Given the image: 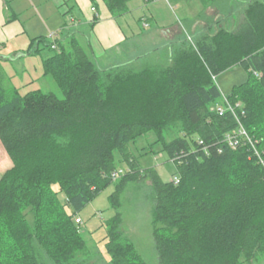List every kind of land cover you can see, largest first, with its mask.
<instances>
[{
	"label": "trees",
	"instance_id": "obj_1",
	"mask_svg": "<svg viewBox=\"0 0 264 264\" xmlns=\"http://www.w3.org/2000/svg\"><path fill=\"white\" fill-rule=\"evenodd\" d=\"M103 1L119 18L134 0ZM199 1L223 12L222 0ZM247 1L234 30L211 19L195 42L110 68L76 36L33 40L52 52L43 74L64 98L22 95L0 78V140L13 163L0 177V264H92L79 213L111 184L118 209L128 183L146 179L160 264H264V0ZM235 66L248 77L224 96L215 78ZM225 98L234 112L220 115ZM238 118L249 139L232 146ZM149 133L156 140L144 155L167 152L171 181L131 149ZM121 223V213L106 221L109 264H148Z\"/></svg>",
	"mask_w": 264,
	"mask_h": 264
},
{
	"label": "rangeland",
	"instance_id": "obj_2",
	"mask_svg": "<svg viewBox=\"0 0 264 264\" xmlns=\"http://www.w3.org/2000/svg\"><path fill=\"white\" fill-rule=\"evenodd\" d=\"M182 1V5H186L187 7L185 10L186 15H184L181 4L177 0H164L161 3L166 8L162 11L163 18L166 22L183 26L182 34L172 40L173 44H180L189 37L195 42L199 33L204 31L207 21L209 22L211 19L216 20L221 17L223 23L227 19L226 26L234 30L238 20V12L236 10L248 2L247 0H222L219 3V5H222V12L215 6L205 8L199 0ZM135 2L133 1L131 3L132 7ZM203 16L206 19L201 18ZM138 17L139 14L133 8L130 13L119 17L118 22L121 24L128 38L121 46L122 58L118 62H115V65L126 64L128 61L137 59L139 57L138 55L147 53L146 51L130 57V52L135 48L132 31L139 24ZM152 25L153 28H157L156 24ZM140 32L141 34L143 33L142 31ZM90 33V28H88L87 34ZM142 45L143 41L140 42L139 46L141 47ZM43 51L40 54L32 55L28 58H21L22 61L4 63L0 60V78L3 80L4 87L6 89L16 87L22 95L30 91L42 90L44 92L54 93L59 98H64V94L56 81L51 76H43L44 56L46 54L49 56L52 53L49 49ZM99 61L102 66L108 67L104 63V59ZM22 64L23 66H21ZM247 77L248 71L244 67L235 66L220 73L215 79L222 94L225 96L231 91L234 85L242 83ZM155 140L156 135L149 133L139 138L136 143L130 146L134 154L140 158L143 165L154 167L164 181H171L176 171V166L167 152H150L147 156L144 155L145 150ZM114 191L115 184H111L79 213V217L82 219V232L86 240H88V249L84 254L85 257H83L91 261L92 264H109L110 256L105 249V236L107 234L106 221L115 214L121 213L122 223L119 228L120 231L131 239L148 264H160L153 237L152 221L155 200L150 180L146 179L140 182L132 181L128 183L126 189L121 194V206L118 209L114 208L110 201V195Z\"/></svg>",
	"mask_w": 264,
	"mask_h": 264
},
{
	"label": "crops",
	"instance_id": "obj_3",
	"mask_svg": "<svg viewBox=\"0 0 264 264\" xmlns=\"http://www.w3.org/2000/svg\"><path fill=\"white\" fill-rule=\"evenodd\" d=\"M163 1L134 0L133 7L130 5L139 14V24L132 31L135 48L130 57L146 51L138 56L147 55L182 34L183 26L170 24L163 18L162 11L166 9L161 4ZM178 2L186 15V5H182L183 1ZM92 7L96 10L93 11ZM118 20L103 0H0V60L17 62L40 54L35 50L40 47L39 41H33L36 38L66 43L69 37L76 36L87 46L99 67L118 66L115 62L122 58L121 46L128 38ZM88 28L90 34H87ZM50 33H55L56 37L49 38ZM46 57L47 54L43 62ZM101 59L108 67L99 63ZM12 166V160L0 140V177Z\"/></svg>",
	"mask_w": 264,
	"mask_h": 264
},
{
	"label": "built area",
	"instance_id": "obj_4",
	"mask_svg": "<svg viewBox=\"0 0 264 264\" xmlns=\"http://www.w3.org/2000/svg\"><path fill=\"white\" fill-rule=\"evenodd\" d=\"M92 10L95 11V7H92ZM56 37L55 33H50L49 34V38L54 39ZM53 48L56 47L55 44L52 45ZM216 110L219 112L220 115H223L227 110H231L232 112H234V106L232 104H230V102L225 98V105H217L216 106ZM238 122L240 123L239 128L237 130H235L233 133H229L227 135V139L229 140V143L232 146H235L237 144V142L239 141L238 138H248V133L245 129V127L243 126L242 122L240 121V119L238 118ZM201 144H203V141H200ZM125 173V170L122 168H118L116 170H114L113 174H112V178L114 180L120 178L123 174ZM175 183L179 182V178L175 177L174 178ZM77 222H82L81 219H77Z\"/></svg>",
	"mask_w": 264,
	"mask_h": 264
},
{
	"label": "bare ground",
	"instance_id": "obj_5",
	"mask_svg": "<svg viewBox=\"0 0 264 264\" xmlns=\"http://www.w3.org/2000/svg\"><path fill=\"white\" fill-rule=\"evenodd\" d=\"M251 141V140H250ZM252 144H254L252 141H251Z\"/></svg>",
	"mask_w": 264,
	"mask_h": 264
}]
</instances>
